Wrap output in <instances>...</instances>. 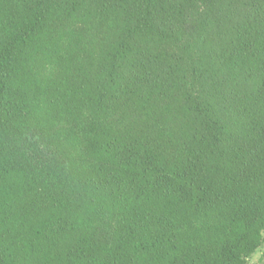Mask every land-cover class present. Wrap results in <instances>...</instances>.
I'll use <instances>...</instances> for the list:
<instances>
[{"label":"trees","instance_id":"16d2710c","mask_svg":"<svg viewBox=\"0 0 264 264\" xmlns=\"http://www.w3.org/2000/svg\"><path fill=\"white\" fill-rule=\"evenodd\" d=\"M263 232L264 0H0V264H250Z\"/></svg>","mask_w":264,"mask_h":264},{"label":"rangeland","instance_id":"374dc122","mask_svg":"<svg viewBox=\"0 0 264 264\" xmlns=\"http://www.w3.org/2000/svg\"><path fill=\"white\" fill-rule=\"evenodd\" d=\"M263 239L261 245L257 250L247 259L250 264H256L264 253V232L262 233Z\"/></svg>","mask_w":264,"mask_h":264}]
</instances>
